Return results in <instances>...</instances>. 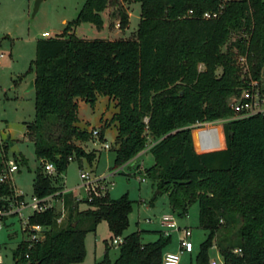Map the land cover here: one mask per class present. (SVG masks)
Returning <instances> with one entry per match:
<instances>
[{"label": "trees", "instance_id": "16d2710c", "mask_svg": "<svg viewBox=\"0 0 264 264\" xmlns=\"http://www.w3.org/2000/svg\"><path fill=\"white\" fill-rule=\"evenodd\" d=\"M123 1L140 3L133 38L80 39L76 27L88 22L102 28L101 12L109 5V0H84L60 33L36 40L27 70L34 71V120L26 123L24 133L36 158L52 162L58 177L72 159L85 157L91 164L96 153L81 146L92 134L77 125L78 101L93 105L99 96L113 98L116 111L110 121L117 133L112 167L147 148L153 163L144 175L157 193H167L170 208L183 215L198 203L199 224L207 234L194 264H210L212 246L223 264H264V112L220 126H192L230 117L234 111L228 100L247 87L244 75L260 80L264 0ZM117 10L125 28L128 15L121 6ZM206 11L213 14L205 18ZM240 56L246 58L247 71ZM99 139H104L103 130ZM4 150L7 154L6 145ZM12 153L26 164L18 152ZM6 154L0 152V170ZM32 187L39 198L61 189L38 165ZM13 189L0 182V197L13 195ZM57 197L64 200L66 219L57 222L61 212L55 207L31 214L28 223L44 226V237L20 240L12 252L15 264L79 262L86 233L94 232L101 220L110 238L128 227L132 200L126 194H92L83 200L89 207L81 211L70 196ZM5 203L0 200V208ZM143 232L123 235L114 260L105 240L104 254L94 264H161L171 236L157 231L156 240L142 242Z\"/></svg>", "mask_w": 264, "mask_h": 264}, {"label": "rangeland", "instance_id": "374dc122", "mask_svg": "<svg viewBox=\"0 0 264 264\" xmlns=\"http://www.w3.org/2000/svg\"><path fill=\"white\" fill-rule=\"evenodd\" d=\"M115 1L117 4L109 0V5L101 12L102 28L98 29L88 22L80 23L75 30L77 36L80 39L133 38L140 19V3ZM34 2L35 0H0V135L8 148L9 158L15 159L11 148L16 146L18 148L16 156L26 159V164L19 162V170L13 174V184L23 193L25 200H29L32 195L34 171L37 165L40 166L41 171L47 173L44 163H39L36 158L33 142L24 135L26 123L34 120L35 112L34 91L27 90L29 82L34 78V71L27 72V70L35 58L36 40L43 38V32H48L49 37L60 33L68 21L76 18L84 0H41L37 11L32 15ZM118 6L125 10L129 18L125 28H121L119 24ZM23 74L24 76L20 77ZM244 76L249 78L247 74ZM259 82L264 88V68ZM230 100L229 98L228 101ZM115 111L116 101L107 96H99L93 105L79 101L77 125L89 131L92 128L101 130L99 117H106L107 119L102 121H108L110 125L111 116ZM221 124L222 121L213 122L210 125L220 126ZM108 125L102 129L105 140H100L99 136H92L83 145L84 150L96 153V158L91 164L85 157L70 160L63 172V181L62 178H58V175L47 174L51 176L55 184L63 185L67 196L78 200L81 209L87 207V203L83 201L87 197V191L80 177L81 170L89 172L91 178L100 179V182L97 181L100 192L106 189L110 198H118L126 194L132 200V210L128 216V227L123 235L141 228L159 230V219L162 214H174L181 228L191 229L190 238L194 244V251L182 254L179 264H194L195 252L207 234L199 224L198 203H192L185 214L179 215L178 211L170 208L167 193H157L158 190L147 178L140 181V178L145 175L137 173L136 166L138 167L142 162L143 167L146 168L153 163L152 155L146 151L133 166L135 175L127 174L128 166L119 173H113V148H115L114 140L117 130L113 124ZM104 143H108L111 149H104L102 147ZM62 201H56L55 207L59 212H64L65 220L67 209L66 205L65 208L62 207ZM0 224L2 226L0 228V264H15L12 252L19 241L27 236L21 231L20 223L15 216L5 218L0 221ZM39 234L42 239L44 229ZM109 234L106 221L101 220L94 232L89 231L85 235L83 259L70 264H94L103 256L105 240L110 245L109 257L114 260L118 255V244L112 243L115 236L110 239ZM181 236L182 229L173 230L166 251H176ZM143 239L146 240L148 237L144 236ZM209 256L210 260L216 259L219 263L222 261L216 246L209 249Z\"/></svg>", "mask_w": 264, "mask_h": 264}, {"label": "built area", "instance_id": "2783aa9c", "mask_svg": "<svg viewBox=\"0 0 264 264\" xmlns=\"http://www.w3.org/2000/svg\"><path fill=\"white\" fill-rule=\"evenodd\" d=\"M191 12V10H189ZM213 13L206 11L204 12L203 16L205 18H209ZM42 35L44 37H49L48 32H43ZM239 62L242 65L244 71L248 70L247 62L245 56L239 57ZM248 85L241 94L236 97L232 96L230 99V106L234 113L224 119H220L215 122L226 121L229 119H237L247 117L259 112H264V92L262 91L261 84L259 80L253 79L248 73ZM213 122H195L192 126H202V125H209ZM99 129H92L91 134L93 137L99 136ZM5 142L1 138L0 135V152L2 155H5L4 150ZM104 148L109 149L110 145L108 143H104L102 145ZM147 149V148H146ZM145 149V150H146ZM7 155V154H6ZM127 163L132 164L133 166L136 164V160L133 158L132 160L128 161ZM44 169L49 174H55V166L52 162H45ZM143 163L140 162L139 166H136L137 173L144 174ZM19 170V162L15 159L9 158L8 156L4 160V166L0 170V182H7L13 185L14 193L8 197H0V200H5L6 203L2 204L0 208V221H3L5 218L10 216H18L19 219L23 221L22 232L26 234V240H41L40 234L44 228L41 225H31L28 223V217L23 213L24 210L29 209L31 214L34 212H41L46 208L53 207V196L47 195L45 197H36L33 194L31 195L29 200H25L23 193L18 191L13 184V174ZM117 171V170H116ZM80 177L83 179V185L87 191V197L90 195L99 196L103 194L100 192L98 188L97 181L100 182V179L91 178L89 172L81 170ZM141 180H144V177H141ZM22 196V198H19ZM64 218V212L62 211L57 218V222L60 223ZM159 225L164 230L163 236H168L169 233L173 230H180L182 229V236L179 238V244L176 251H165L162 255V263L161 264H179L180 258L184 253H192L194 251V244L191 240V229L190 228H181L178 226L176 218L174 214H163L159 219ZM0 224V228H1ZM44 236V235H43ZM122 238L115 237L112 239V243L121 244ZM238 251V249H235ZM1 261V257H0ZM210 264H223L221 261L220 263L216 259H211Z\"/></svg>", "mask_w": 264, "mask_h": 264}, {"label": "crops", "instance_id": "0c3cea01", "mask_svg": "<svg viewBox=\"0 0 264 264\" xmlns=\"http://www.w3.org/2000/svg\"><path fill=\"white\" fill-rule=\"evenodd\" d=\"M42 37L43 38H46V37H44L43 35H42ZM39 39V38H38ZM34 91V90H33ZM79 101H83V100H79ZM79 101H78V105H79ZM105 119H107L106 117L104 118L103 116H101V117H99V122L101 123V130L103 129V128H105L107 125H108V121L107 122H103L102 120H105ZM114 125L115 127H116V124L115 123H111L110 125ZM110 125H108V126H110ZM79 126V125H78ZM92 129H94V128H92ZM96 129H99V128H96ZM100 130V129H99ZM100 130V131H101ZM103 140H105V134H104V139ZM84 144H86V142H84V143H81V146H83ZM103 147V146H102ZM104 148V147H103ZM104 149H106V148H104ZM109 149H111V148H109ZM144 153H145V150H143V151H141L137 156H135L134 157V159L135 160H139L140 159V157L141 156H143L144 155ZM96 158V157H95ZM114 158V157H113ZM95 160V159H94ZM93 160V161H94ZM125 166H128V172H127V174L128 175H135L136 173H135V171H134V168H133V165L132 164H129V163H124V164H122V165H120V166H118V167H115V168H113L112 167V169L114 170L113 171V173H119L120 171H122V170H124V168H125ZM117 170V171H116ZM143 176V175H142ZM145 177V176H144ZM58 178H62V181H63V173H61L60 175H59V177ZM146 179V177L144 178V180ZM144 180H141V178H140V181H144ZM62 184H63V182H62ZM55 185H57V184H55ZM57 186H61V189L60 190H57L56 192H54L53 194H51L52 196H53V207H55V202L56 201H60V200H63V198H58L57 197V195L59 194V193H63V196L64 195H66V193H65V191H64V187H63V185H57ZM19 191V190H18ZM24 196V195H23ZM70 198H71V196H70ZM25 199V198H24ZM72 199V201H73V204H76L77 205V209L78 210H85V209H87L89 206H88V204H87V207L86 208H84V209H81L80 207H79V203H78V200H74L73 198H71ZM64 206V208H65V204H64V200L62 201V207ZM56 208V207H55ZM23 213L25 214V215H27V216H29V215H31V212H30V210L29 209H26V210H24L23 211ZM164 214H172V213H164ZM163 215V214H162ZM17 219H18V221H19V223H20V229H21V231H22V226H23V221L21 220V219H19V217L18 216H15ZM178 224V223H177ZM179 226V225H178ZM180 227V226H179ZM141 230H144L145 231V233H143L142 235H141V240H142V242H149V241H154V240H156L157 239V237H158V233H157V231H160V233L162 234V235H164V230L161 228V227H159V230H156V229H143V228H141ZM172 232V231H171ZM171 232L169 233V235L171 236ZM109 238L111 237V235H112V233L109 231ZM124 235H126V234H124ZM144 236H147L148 237V239H146V240H144L143 239V237ZM149 236H152V237H149ZM123 237V236H122ZM122 237H120V238H122ZM111 239V238H110ZM110 246V245H109ZM105 249V248H104ZM118 249H119V244H118ZM103 254H104V252H103Z\"/></svg>", "mask_w": 264, "mask_h": 264}, {"label": "water", "instance_id": "95a60500", "mask_svg": "<svg viewBox=\"0 0 264 264\" xmlns=\"http://www.w3.org/2000/svg\"><path fill=\"white\" fill-rule=\"evenodd\" d=\"M40 1H41V0H35L32 15H34L35 12L37 11ZM33 88H34V81L31 80V81L29 82V85H28V87H27V90H32ZM11 152H18V148H17L16 146H13V147L11 148ZM178 183L182 184V183H186V181H184V180H180V181H178ZM74 225H75V222L73 223V226H74Z\"/></svg>", "mask_w": 264, "mask_h": 264}]
</instances>
